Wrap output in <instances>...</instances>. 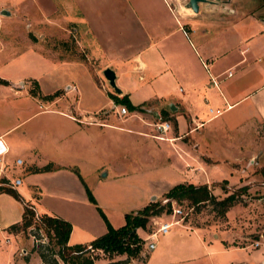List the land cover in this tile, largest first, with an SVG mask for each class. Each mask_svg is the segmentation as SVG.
I'll list each match as a JSON object with an SVG mask.
<instances>
[{"label": "crops", "instance_id": "crops-1", "mask_svg": "<svg viewBox=\"0 0 264 264\" xmlns=\"http://www.w3.org/2000/svg\"><path fill=\"white\" fill-rule=\"evenodd\" d=\"M72 2L80 11L76 25L81 23L86 31L82 40L94 64L65 57L58 62L72 65V69L83 74L93 96L87 98L83 85L71 81L64 89H56L63 92L55 99H40L32 95L26 84L0 76L3 80L0 81V138L8 149L0 163V179L20 178V184L14 188L21 198L32 197L21 187L23 183L34 190L36 199L55 198L56 204H45L43 199L36 204L30 199L28 202L39 213L56 215L71 223L70 245H88L106 232L85 186L101 208L95 188L104 178H110L115 184L120 182L121 188H134L133 192L137 190L140 195L139 182L146 180L145 172L182 168L190 174L176 184H207L214 188L220 183L208 180L209 175H205L209 164L214 167L221 161L230 164L243 160L255 163V158L264 154V141H259L256 135L258 129L264 130V0H208L199 3L197 12L187 7L188 0ZM108 67L115 72L121 93L106 91L97 85V72ZM70 93L75 98L70 99ZM109 93L118 99L126 95L142 111L134 110L127 116L129 109L116 104ZM84 98L91 107L77 105L76 99L83 101ZM118 105L124 106L127 113L119 114ZM101 111L106 114L100 115ZM131 119H136L142 129L129 127ZM163 121L169 123L166 131L158 128ZM216 121L208 138L234 134L233 138L226 137L223 148L220 144L214 145L233 157L208 162L209 157L199 149L200 139L189 137ZM128 135L148 139L156 148L152 161L146 162L144 155H138L140 150L135 143L133 151L139 157L131 159ZM163 148L175 150L180 168L168 158L164 161L170 166L159 161ZM13 156L15 164L16 159L22 160L19 165L26 164L21 169L23 177L9 175ZM154 156L157 158L153 161ZM48 163H52L53 170L28 169ZM231 169V176L239 182L242 176ZM198 173L204 174V180L199 181ZM124 192L127 195L126 189ZM124 213L118 214L122 218ZM146 229V240L137 233L146 242L143 254L146 258H132L126 264L146 262L148 251L156 249L158 236L151 237ZM202 229L218 239L217 232ZM223 234L225 247L235 248L227 243L229 235ZM148 242H154L153 249H148ZM122 259L126 256L114 260ZM260 263H264V257L257 264Z\"/></svg>", "mask_w": 264, "mask_h": 264}, {"label": "rangeland", "instance_id": "rangeland-1", "mask_svg": "<svg viewBox=\"0 0 264 264\" xmlns=\"http://www.w3.org/2000/svg\"><path fill=\"white\" fill-rule=\"evenodd\" d=\"M72 3V0H0V76L20 82V85L26 84L27 87L33 89H36L33 83L36 81L40 89V95L51 93L58 88L64 89L71 81V83L80 82L83 89H85L84 95L87 98L93 96L89 82L83 74L72 69V65L68 67L58 62V59L65 57L68 60L75 59L86 63L90 61V64H94V60L88 57L87 44L82 40L84 39L82 36L86 34V31L81 23L78 26L76 25L80 11ZM96 77H98L97 85L106 91L114 92L101 71L97 72ZM62 92L63 90H60L59 95ZM69 98H75L73 93H70ZM76 101L77 105L91 107L87 104L89 100L85 101V98L83 101L81 99H76ZM99 102L102 104L103 100L99 98ZM109 107L111 105L108 104ZM120 107L118 105V108ZM129 111L127 116L132 114V111ZM99 114L105 115L106 113L101 111ZM114 114L118 116L117 113ZM129 122V127L142 129L136 119H131ZM114 123L127 125L119 121H114ZM216 123L218 121L205 126V129L200 132L192 133L189 137L190 139L192 137L200 139L198 141L199 149L209 157L208 162H211L212 159L221 160L222 158L231 159L233 157V155L227 153L225 155V152L214 145L220 144V147L223 148V141L233 138L234 134L218 136L215 139L208 138L209 131L213 130L212 127ZM174 126V123H172L171 129ZM218 129L217 127V132H220ZM223 130H225L224 127ZM263 131L260 128L256 132L259 141H264V139H261L264 138ZM128 136L131 159L139 157L138 155H144L146 162L152 161V152H156V148L149 144L148 139H137L139 137L133 135ZM227 136L229 137L226 138ZM134 143L136 148L140 150L138 155L133 151L132 146ZM240 150L244 151L242 148ZM174 153L175 150L163 148L159 161L164 166H170L167 162L165 164L164 161V158H168L178 168L177 162L180 163L177 159L175 160ZM156 158L154 156L153 161ZM255 159V163L250 160L252 161L251 164L243 160L241 163L231 162L230 164L221 161L220 164L214 167L211 164L208 165L209 169L205 174L209 175L207 176L208 180L211 179L220 183L214 188L210 187L214 196L221 199L232 192L240 196L236 204L231 206L224 215L219 214L218 210H214L213 203L189 207L185 202H177L164 197L163 191L168 190L176 183L182 182L185 179L184 177L190 174L180 167V170L175 169L176 171L166 168L151 173L145 172L146 180L139 182L140 195H137V190L133 192L135 191L134 188L126 186L121 188L120 182L115 184L116 182L110 178L101 179L103 183L98 184L95 192L99 197L102 208L98 205L96 198H94L96 205L91 203L96 206V209L97 207L101 209L102 213L98 209L97 211L105 223L106 230V220L113 228H118L125 223L127 213L136 212L150 202H160L164 205V210L159 216L149 218L146 227V231L149 233L156 230L159 223L177 219L172 217L174 202L188 213L180 223L171 226L166 236L158 235L156 249L148 251L146 262L137 264H257L264 257V198L261 197L264 194V172L262 171L264 168L262 165L264 154H259ZM14 160L15 156L12 158L9 175L11 177L14 175L23 177L21 169L26 164L16 165ZM231 167L234 174L242 176L239 182L235 176H231ZM145 170L147 171V169ZM197 176L199 181L204 180L203 173H198ZM197 176H193L194 179ZM224 178L231 181L227 180L228 184L225 189L221 185ZM244 181H250L245 190H243L245 185H241ZM21 187L27 189L32 197L24 198L22 196V198H17L8 193H0V264H39V256L32 251V246L35 242L37 244L47 243L48 241L44 230L37 228L34 224L26 232L9 230L12 224L19 222L22 218V199L25 202L31 200L35 204L40 199H43L45 204H56L55 198L36 199L33 193L34 190L29 188L26 183H23ZM125 189L127 195L124 194ZM152 195L155 197L151 198ZM33 208L36 216L42 214L35 207ZM118 213H124L122 218ZM113 216L115 217L114 220ZM111 223H115L116 226ZM185 225L195 228H187ZM202 228L208 229L210 232H217L218 239ZM137 233L146 240L147 234L144 228L139 227ZM223 233L229 235L230 241H226L228 245H235V248L228 250L225 247V234ZM255 242H259V245L254 246ZM87 247L90 253L96 257L95 262L97 264L127 256L125 252L121 251L103 252L91 245ZM145 251L146 242L143 241L138 259L146 258V255H143Z\"/></svg>", "mask_w": 264, "mask_h": 264}, {"label": "trees", "instance_id": "trees-1", "mask_svg": "<svg viewBox=\"0 0 264 264\" xmlns=\"http://www.w3.org/2000/svg\"><path fill=\"white\" fill-rule=\"evenodd\" d=\"M0 81L3 82V80ZM33 83L36 86V89H30L33 96L41 97L46 100H53L60 94V91L57 90L51 94L40 95V89L37 82L34 81ZM109 96L116 104H123L130 111H142L143 109L140 105H133L126 95L121 99H118V97L112 93H109ZM28 169L34 172H42L53 170L54 166L52 163H48L43 167H31ZM74 171L79 174L76 169ZM262 171L264 172V168ZM6 183H9L8 179H0V193H8L20 198L15 188ZM227 184L228 181L226 179L221 182L224 189ZM246 188V185L243 186V190ZM85 189L89 201L96 205L91 190L87 186H85ZM164 197L177 202H185L189 207L205 203H213L214 210H218L219 214L224 215L231 206L236 204L237 199L240 196L235 192H232L219 199L212 194L211 189L207 184L195 185L191 183H180L174 185L165 192ZM261 197L264 198V194ZM22 202V218L19 222L12 224L9 227V230L13 232H26L33 224L37 228H42L44 230L45 236L48 238L47 243L36 244L35 242L32 246V251L36 252L39 256V264H95L96 257L90 253L89 248L87 247L89 245L98 248L103 252H125L127 254L126 259L112 260L105 264H126L129 259L140 257V251L142 250L144 240L136 233V229L139 227L145 229L149 218L159 216L164 210V205L160 202H150L136 212L127 213L125 215V224L118 228H113L106 220V232L91 241L89 245H70L68 243L72 230L70 222L59 216L48 213H42L36 216L33 208L34 206L28 201L25 202L23 199ZM97 209L102 213L99 207H97Z\"/></svg>", "mask_w": 264, "mask_h": 264}, {"label": "built area", "instance_id": "built-area-1", "mask_svg": "<svg viewBox=\"0 0 264 264\" xmlns=\"http://www.w3.org/2000/svg\"><path fill=\"white\" fill-rule=\"evenodd\" d=\"M230 75V73H229ZM118 113L121 115H124L127 113V109L124 106H121L118 109ZM216 115L220 114V112L217 110L215 112ZM158 128L162 131H166L169 128V123L166 121L160 122V124H158ZM158 138H163L158 136ZM8 149L4 143V141L0 138V163L4 161V155L7 153ZM22 160L21 159H16V164H21ZM0 171H2L0 169ZM20 178H15L14 180L9 181V183H6L7 185L12 186L13 188L18 186L20 184ZM188 213L185 212V210L178 204H176L175 202L173 203V209H172V217L173 218H177V219H172L169 222H161L159 223L158 227L156 228V230H153L149 233V235L151 237H157L158 235L161 234H165L169 231V229L171 228V226L180 223L181 220H183V218L187 215ZM149 236V237H150ZM259 242H255L254 246H258ZM155 246L154 242H148L147 243V247L148 249H153Z\"/></svg>", "mask_w": 264, "mask_h": 264}, {"label": "water", "instance_id": "water-1", "mask_svg": "<svg viewBox=\"0 0 264 264\" xmlns=\"http://www.w3.org/2000/svg\"><path fill=\"white\" fill-rule=\"evenodd\" d=\"M207 1L208 0H188L187 7H189L193 12H197L199 3L207 2ZM102 74L104 78L107 80L109 86L114 90V92L121 93L120 88L116 85V82H115L116 80L115 72L111 68L108 67L102 70ZM250 163H252V161H249V164Z\"/></svg>", "mask_w": 264, "mask_h": 264}, {"label": "bare ground", "instance_id": "bare-ground-1", "mask_svg": "<svg viewBox=\"0 0 264 264\" xmlns=\"http://www.w3.org/2000/svg\"><path fill=\"white\" fill-rule=\"evenodd\" d=\"M264 264V263H263Z\"/></svg>", "mask_w": 264, "mask_h": 264}]
</instances>
